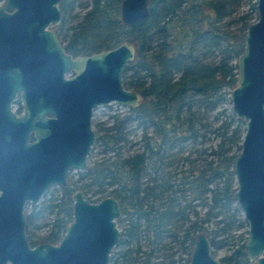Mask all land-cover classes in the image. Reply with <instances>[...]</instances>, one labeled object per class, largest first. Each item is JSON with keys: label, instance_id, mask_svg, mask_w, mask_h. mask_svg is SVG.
<instances>
[{"label": "trees", "instance_id": "16d2710c", "mask_svg": "<svg viewBox=\"0 0 264 264\" xmlns=\"http://www.w3.org/2000/svg\"><path fill=\"white\" fill-rule=\"evenodd\" d=\"M119 1L91 0L78 21L67 27L76 0H60V21L54 32L72 55L110 48L123 40L134 43L135 53L124 66L122 84L139 93V103L128 106L129 112L121 117L112 115L110 124L95 130L98 132L95 140H99L101 150H113L124 138L123 122L128 121L133 112L137 124L144 129L145 150L155 156L154 167L155 164L158 167L163 155L159 151L168 139L171 138V147H174L177 140L203 135L198 128L208 126L198 120L194 126L192 116L184 115L185 111L194 113L191 106L196 97L202 96L208 108L227 98L236 77L235 59L243 49L245 30L250 22L242 21L234 28L219 24L234 0H146L148 16L124 24L119 17ZM252 7L255 10V2ZM66 28L70 32L64 34ZM209 47L218 49V57L207 61L199 48ZM149 125L151 132L146 133ZM242 131L243 120L233 113L228 115L213 151L216 158L207 160L205 167L181 170L182 180L177 182L173 173L171 181L170 175H161L141 185L140 175L146 159L144 151L126 156L113 151L87 164L79 173V184L74 188H79L85 195L86 191L100 192L101 188H109L107 195L115 197L120 206L116 221L125 219L114 246L120 247L112 249L108 264H172L171 258L150 262V254L156 245H165V236L176 237L179 229L191 244L197 232L207 236L211 247L227 243L228 237L232 236L228 230L240 223L239 209L236 203L232 205L231 161L239 151ZM215 178L220 179V186L209 187ZM92 185L96 189L91 190ZM185 189H188L187 193ZM71 190L68 186L62 187L60 195L49 199L48 209L55 216L42 240L55 243L63 234L71 219ZM206 190L209 196L205 214L218 205L216 223L220 224L209 230L194 209L193 219L189 217L192 199ZM102 196L90 197L89 194L86 197L97 200ZM147 197L151 199L146 201ZM226 216L229 218L225 219ZM144 229L148 234L147 252L141 249L140 243ZM28 242L30 245L35 243L33 240ZM244 242L235 243L231 253L220 260L224 264H246ZM187 262L188 259L184 264Z\"/></svg>", "mask_w": 264, "mask_h": 264}, {"label": "water", "instance_id": "95a60500", "mask_svg": "<svg viewBox=\"0 0 264 264\" xmlns=\"http://www.w3.org/2000/svg\"><path fill=\"white\" fill-rule=\"evenodd\" d=\"M59 1L5 0L0 5V88L9 87V99L16 88H23L20 79L37 90L42 82V109L48 115L46 131L36 141L42 139L45 146L42 172L39 158L32 167L25 155V135H15L7 153H0V163L5 161L11 174L0 186V264H108L119 238L117 199L105 195L89 200L79 189L71 194V219L56 243L30 245L24 231L23 200L33 202L51 183L63 184L68 169L85 168L94 141L92 109L111 102L136 106L140 100L137 91L122 84L134 43L123 40L72 56L52 28L60 21ZM255 9L256 19L246 27L243 49L235 59L228 99L231 112L243 120L240 148L231 161L232 196L247 223L246 260L264 264V0H255ZM147 16L146 0L119 1L122 23ZM24 100L29 107L31 98L25 94ZM11 121L17 124L19 119ZM30 171L37 176L30 177ZM187 264L224 263L211 254L207 236L197 232Z\"/></svg>", "mask_w": 264, "mask_h": 264}, {"label": "rangeland", "instance_id": "374dc122", "mask_svg": "<svg viewBox=\"0 0 264 264\" xmlns=\"http://www.w3.org/2000/svg\"><path fill=\"white\" fill-rule=\"evenodd\" d=\"M91 0H76L73 10L70 12V17L66 26L74 25L81 14L89 7ZM255 0H234V3L231 4L228 12L221 17L219 24H222L225 27L234 28L241 25L242 21L252 22L256 19V9L254 10L252 4ZM4 0H0V5H3ZM57 25V24H56ZM52 26L53 30L55 26ZM70 29L66 28L63 30V33H69ZM199 51H203L205 54V60H214L218 57V49L215 47L209 48H199ZM129 73V72H127ZM69 75V74H68ZM177 75V73H175ZM226 99L218 102L213 108H208L202 96H197L195 101L192 103L191 112L185 111V116H192L194 126H197L198 121L208 124L198 128V132L203 135L196 137H187L185 139L177 140L174 143V147H171V138L167 140L164 147L159 152L162 153L161 163L158 167H154V155L150 154L149 151L145 150L142 127L137 124V120L133 117V112L130 113L131 118L123 122V136L124 138L117 142L113 150H101L99 140H95L90 147V151L86 157V163L90 164L92 161L99 159L101 157H106L113 153V151H118L120 156H126L135 152L144 151L146 159L144 162V169L140 175L141 185L145 183H150L153 177H159L161 175H170L174 176V181L182 180L181 170L187 169L190 167L201 168L206 166V162L209 159H215L216 155L213 152L216 148V143L220 139V134L223 131V124L228 119V115L232 114L230 109V102L228 99V94ZM128 107L122 106L111 102L104 106H97L94 108L92 117H91V127L94 129V137L98 134L95 130L101 126L108 125L112 122L113 116L121 117L124 113H128ZM100 123V124H97ZM199 126V125H198ZM151 126H147L146 133L151 132ZM79 172L76 170L70 171L69 178L75 180ZM79 183V182H78ZM221 181L218 178L212 179L208 184L209 187L215 185L220 186ZM186 185H184L185 187ZM91 190L96 189L95 185L90 186ZM103 187V186H102ZM109 188H101L100 192H91L86 191V195L90 194V197H96L98 195H107ZM185 192H188V189H185ZM59 193V187L52 186L48 189L47 193L43 198L48 197L49 195H57ZM197 194V192H196ZM202 196H204L202 198ZM208 196L209 191H204L200 196L196 195L192 199V209L189 211V217L193 219V209L196 211V216L201 219L202 224L207 228V230L214 228L220 224H217L216 221L219 215L216 214L218 210V205L209 209L208 214H205L208 209ZM151 197H147L146 201L150 200ZM156 202V200H154ZM235 204V201L232 205ZM28 209V208H27ZM239 209V208H238ZM216 214V215H215ZM54 212L46 209L42 216L36 219L29 220L27 222L28 229V240H33L35 243L43 241V236L47 233L50 222L54 217ZM237 216L240 219L238 227L231 228L228 232L232 235L228 237L227 243L219 245L217 247H211V254L217 258H221L227 254H230L235 243L244 242L247 230V223L242 217L241 211H237ZM229 217L226 216L225 219ZM125 219H120L116 221L117 227L119 230L124 225ZM171 229V226H170ZM177 236L167 235L164 237L163 242H166L164 246H155V250L150 254V262L158 261L159 259L171 258L172 264H184L186 259H189L190 252L193 244L189 243L187 239H184L182 236V229L176 230ZM224 235V234H223ZM141 249L147 252L148 250V234L146 229L141 231L140 235ZM118 245L113 250L118 249ZM111 257V256H110ZM188 263V262H187ZM246 264H253L248 263Z\"/></svg>", "mask_w": 264, "mask_h": 264}, {"label": "flooded vegetation", "instance_id": "af4514ba", "mask_svg": "<svg viewBox=\"0 0 264 264\" xmlns=\"http://www.w3.org/2000/svg\"><path fill=\"white\" fill-rule=\"evenodd\" d=\"M60 42V41H59ZM62 44V43H61ZM63 46V45H62ZM65 49V48H64ZM66 51V50H65ZM69 53V52H68ZM72 55V54H71ZM78 55V54H77ZM74 56V55H72ZM70 75V73H69ZM3 80L2 77H0ZM21 85L23 88H16L14 94L8 99L9 87H1L0 91V153H7V144L9 140L14 138L15 135L22 137L25 135L26 148L24 149L25 155L29 160L30 165L33 167L36 164V161L40 160V172H42V160L44 156V143L42 139L40 143H37V137L40 133L46 131V123L48 115L43 112V93H42V82L40 84V90L36 89L35 84H30L29 86L23 83V80L20 79ZM31 88V89H30ZM28 89V90H26ZM28 95L31 98L29 107L25 105L24 95ZM101 106V105H99ZM97 107V106H96ZM95 108V107H94ZM91 111V117L93 110ZM11 117L18 118V123L11 121ZM90 117V121H91ZM24 118V119H22ZM91 125V122H90ZM92 128V127H91ZM17 131V133H16ZM94 131V129H93ZM95 133V132H94ZM95 138V137H94ZM5 139L8 141L4 142ZM87 166V163H86ZM85 166V168H86ZM84 168V169H85ZM84 169H68L66 172L65 182L63 184L51 183L44 190H42L35 201H31L30 198H26L22 202L21 212L24 219V231L28 235L27 223L26 221L39 218L42 216V213L48 209L47 203L51 197L58 196L61 193L62 187H70L71 194L74 190L79 188H74L75 185L79 184L78 177L75 180L69 178L70 171H78L79 173ZM10 169L7 167L6 162L0 163V186L7 184V179L10 178ZM29 176L35 178L37 173L30 171ZM52 186L59 187V193L57 195H49L44 197L48 189ZM80 190V189H79ZM2 189L0 187V193ZM83 193V192H82ZM83 195L86 197L83 193ZM105 196V195H104ZM103 197V196H102ZM87 198V197H86ZM101 198V197H100ZM91 200L90 198H87ZM72 200V199H71ZM28 208V209H27ZM49 210V209H48ZM26 235V237H27ZM28 240V239H27ZM59 240V239H58ZM44 241V240H43ZM42 242V241H41ZM47 242V241H45ZM56 243V242H55ZM36 244V243H34ZM33 245V244H32ZM112 251V250H111ZM111 253V252H110ZM110 257V255H109Z\"/></svg>", "mask_w": 264, "mask_h": 264}]
</instances>
